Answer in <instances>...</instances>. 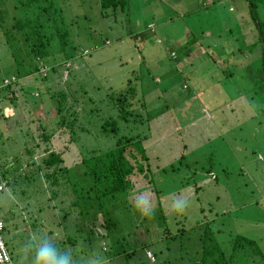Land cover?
Wrapping results in <instances>:
<instances>
[{
	"label": "rangeland",
	"instance_id": "1",
	"mask_svg": "<svg viewBox=\"0 0 264 264\" xmlns=\"http://www.w3.org/2000/svg\"><path fill=\"white\" fill-rule=\"evenodd\" d=\"M127 3L124 11H108L110 15L105 16L100 0H55L69 32L68 45L61 52L57 49L56 57L69 58L47 71L48 79L41 86L49 93H43L40 101L25 98L20 85L13 88L14 102L7 97L15 94L3 87V81L20 69L18 61H25L27 54L15 50L17 40L8 43L10 28L0 23V165L14 162L15 155L29 157L22 154L35 135L38 114L48 126L54 149L66 150L67 165L81 161L93 147L104 148L112 140L97 135L102 132L96 126L117 114L109 93L124 90L129 81L146 102L145 108L136 103L139 112L150 118L144 124L127 125L121 120L119 124L121 132L148 134L143 144L152 163L153 191L146 192L145 202L151 214H140L139 200L120 196L104 214L114 224L109 235L104 236L108 227L101 221L96 227L86 226L69 205V192L53 198L37 164L10 168L15 171L8 174L12 181H21L26 172L36 179L29 182L25 195L10 198V187L0 193V201L8 205L3 216L13 217L10 230L13 222L17 224L11 243L19 263L32 264L29 240L35 243L47 237L61 250L71 251L76 264H88L93 257H99L102 264H153L146 254H153L152 250L158 253L156 264H196L199 226L213 221L216 240L227 253L240 236L254 240L258 247L259 256L246 244V251L237 252L235 264H264V79L259 76L257 50L251 52L245 46L242 52L228 54L236 48L234 37L242 32L245 45L257 39L251 38L254 26L240 18L242 14L248 17L246 5L241 6L244 0ZM231 3V11L224 8ZM13 5L14 0H0V7L7 10ZM215 5L219 10L213 9ZM143 32L145 38H134ZM184 42L189 46H183ZM85 49L90 53L84 54ZM45 72L43 68L40 74ZM22 82L40 84L33 76ZM61 92L66 93L72 111L79 113L78 125L92 131L77 130L76 142H68V130L47 113L51 94ZM35 95H39L37 90ZM207 168L218 176L216 180ZM177 201L184 202L182 210L175 207ZM26 202L29 207L22 211ZM34 220L37 225L32 226ZM165 226L177 233L176 238L168 233L163 236ZM67 237L76 241L68 242Z\"/></svg>",
	"mask_w": 264,
	"mask_h": 264
},
{
	"label": "trees",
	"instance_id": "2",
	"mask_svg": "<svg viewBox=\"0 0 264 264\" xmlns=\"http://www.w3.org/2000/svg\"><path fill=\"white\" fill-rule=\"evenodd\" d=\"M221 1L230 2V0ZM245 1L248 17L242 14L240 18L244 19L243 22H246V25L254 26V30L252 31L253 36L251 38L256 36L257 39H254V42L252 40L250 45H245L248 42L245 41V35H243L242 32V34L234 37L235 41H233V45L236 46V48L229 50L228 54L229 52L230 54L236 53L237 51L242 52L245 46H247L251 52L257 50V55H259L261 62L259 76H262L264 79V0ZM127 4V0H100L102 14L105 16L110 15L108 11L114 13L119 9L124 11ZM231 5L232 3L226 6L224 5V8L227 9L229 7L230 10ZM214 8L219 10L217 5H215L213 9ZM8 10L4 6L0 7V23H7V27L10 28L9 30L11 32L8 43L11 42V40H17L18 44L15 46V50H23L27 55L25 61H18L21 66L20 69H18L15 74H12L10 78L4 79L3 87L12 89V93L15 94L14 97L11 96L12 98H10L9 95L7 96L11 102L17 99L15 89H13L16 85H20V89H22V94L25 98L31 99L32 101L39 99L40 101L44 98V94L46 95L49 93L44 86H41L43 82L48 79L47 71L50 69L53 70L56 64L69 58L66 57L61 60L58 56L56 57L57 49L61 52L68 45L69 32L65 20L61 10L55 6V0H14L13 8ZM206 10L208 12L210 11L208 7H206ZM240 20L241 19H239V21ZM134 36V38H139L141 40L142 36L145 38V32L140 35L134 34ZM191 42L196 43L197 41L191 39ZM185 45L189 46V43L186 42L183 46ZM87 53H90V50L85 49L84 54ZM217 53L222 54L218 51ZM183 55L185 54L183 53ZM43 68L46 70L44 73L45 75L40 74ZM32 76L35 80L40 81L39 85L36 86L31 82H22L23 79ZM36 90L39 92V95H42L41 97H36L39 96L35 95ZM138 95V89L131 85V81L128 82L124 90L115 94L109 93V98L113 100V105L117 109V114L112 117L103 118V122H99L98 126H96L98 131L102 133L97 134V129L94 133L97 135H106L112 142L100 150L96 147L91 148L89 153H86V155L82 157L81 161L72 165L66 164L64 157L66 150L58 151L54 149L51 141L52 135L47 129L48 126L39 119V114L37 113L38 117L34 119L36 123L35 135L32 136V142L26 147L25 153L22 154V156L28 154L29 157L24 156V158H22L20 155H15L14 162H6L7 167L5 165H0V185L3 186L0 193L10 187L8 189L11 196L10 198H15L16 195L18 196V193L25 195V188H28L30 185L29 182L36 180L32 178L33 175L26 172L25 178H22L21 181L17 180V178L12 181L8 179V174L15 172L11 171V169L12 167L15 168L17 164H21L22 166L25 164H37L38 168L43 170V175L49 182L53 198L69 192L68 194L71 199L69 205L82 216L86 226H89L88 223H91L93 227H96L98 221H101V224L108 227L107 233H103L104 236L105 234L109 235L108 232L114 225L113 223H108L107 216L104 215L109 205L119 202L120 196L124 198L130 197L133 200L145 201L147 197L146 192L150 194L153 191L151 188L153 184L152 163L150 162L147 149L143 144L148 138V134L144 132L136 134L121 132L122 130L119 124V120L126 122L127 125L130 123L144 124L146 120H150L148 116L144 118V112H139L140 107H138V105L136 106V103H139L141 107H146L144 97ZM51 98L52 102L47 113L50 114L51 118L57 117L58 126L68 130L70 136L68 142L72 143L74 141L76 142V139L78 140V137L75 136L78 133L77 130H87L86 132L89 133L92 132L90 129L78 125L79 113L72 111V105H68L66 93L61 92L60 95L55 96L51 94ZM135 98H137V102ZM36 103L39 102H35L33 105ZM89 123L92 124L95 122L88 121L87 124ZM205 170L211 177L213 176L215 180L218 178L209 168ZM17 177H21V175L19 174ZM4 179L7 181L6 185ZM196 189L199 190L200 186H197ZM140 196H143V198H139ZM26 204L27 206H24L22 211L29 207L27 202ZM2 208L3 211L6 209V207L0 203V220L3 222V239L7 248L10 250L13 264H20L17 254L14 252V244L11 243V241H14L16 238L14 236L16 234L14 229H17V224L13 222L11 231L9 224L13 221V217L9 215L3 216L4 213L1 214V212H3ZM62 210L65 213V210ZM19 214L24 217L23 212ZM212 223L213 221H206L205 224L199 226L201 247L196 264H235L237 252L246 251V244H248L254 253L259 256L260 251L258 247H254V240L241 236L235 238L232 252L227 253L224 251L216 240ZM31 224L32 226L37 225L35 220ZM164 229L163 236L168 233L171 237L176 238L177 233H172L168 226H165ZM13 232L14 234H12ZM51 233H53V231ZM71 239L72 237H67L68 242ZM72 240L75 239L73 238ZM116 240L117 244L120 243L118 238H116ZM103 243V249L107 250V241L104 240ZM149 245V243H146L145 247L151 250ZM152 251L153 254L151 251H147L146 254L149 259L150 256H148V252H150L152 256H156V259L153 257V261H151L153 264H156L158 261V253L154 250Z\"/></svg>",
	"mask_w": 264,
	"mask_h": 264
},
{
	"label": "clouds",
	"instance_id": "3",
	"mask_svg": "<svg viewBox=\"0 0 264 264\" xmlns=\"http://www.w3.org/2000/svg\"><path fill=\"white\" fill-rule=\"evenodd\" d=\"M184 206V202L180 201L175 204L177 210H182ZM136 207L141 215L151 214V206L143 200H139ZM27 246L33 252L32 264H76L71 251L61 250L56 243L47 237L38 239L35 243L29 240ZM88 264H102V261L99 257H93L90 258Z\"/></svg>",
	"mask_w": 264,
	"mask_h": 264
},
{
	"label": "built area",
	"instance_id": "4",
	"mask_svg": "<svg viewBox=\"0 0 264 264\" xmlns=\"http://www.w3.org/2000/svg\"><path fill=\"white\" fill-rule=\"evenodd\" d=\"M3 186L0 185V190H2ZM3 222L0 220V264H13L12 256L10 250L7 248L3 235ZM148 256L153 259V256L150 252H148Z\"/></svg>",
	"mask_w": 264,
	"mask_h": 264
},
{
	"label": "crops",
	"instance_id": "5",
	"mask_svg": "<svg viewBox=\"0 0 264 264\" xmlns=\"http://www.w3.org/2000/svg\"><path fill=\"white\" fill-rule=\"evenodd\" d=\"M245 2H246V1L244 0V3H243V5H241V6H243V7H244V6L246 5V3H245ZM230 8H231V7H230ZM237 8L239 9L240 7H237ZM205 9H206V7H205ZM0 202H1V201H0ZM1 204H3V205H4V207H5V205H6V204H4V202H3V203L1 202ZM2 211H3V208H2ZM1 213H4V211H3V212H1ZM14 241H15V239H14Z\"/></svg>",
	"mask_w": 264,
	"mask_h": 264
}]
</instances>
